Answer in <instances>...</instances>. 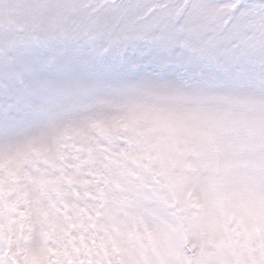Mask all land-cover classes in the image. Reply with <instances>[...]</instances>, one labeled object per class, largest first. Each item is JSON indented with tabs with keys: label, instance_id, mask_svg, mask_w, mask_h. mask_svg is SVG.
<instances>
[{
	"label": "snow or ice",
	"instance_id": "1",
	"mask_svg": "<svg viewBox=\"0 0 264 264\" xmlns=\"http://www.w3.org/2000/svg\"><path fill=\"white\" fill-rule=\"evenodd\" d=\"M0 264H264V0H0Z\"/></svg>",
	"mask_w": 264,
	"mask_h": 264
}]
</instances>
